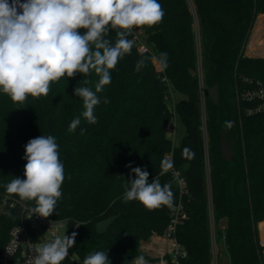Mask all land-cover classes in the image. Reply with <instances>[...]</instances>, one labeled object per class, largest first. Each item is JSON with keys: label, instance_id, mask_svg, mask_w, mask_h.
Returning <instances> with one entry per match:
<instances>
[{"label": "trees", "instance_id": "1", "mask_svg": "<svg viewBox=\"0 0 264 264\" xmlns=\"http://www.w3.org/2000/svg\"><path fill=\"white\" fill-rule=\"evenodd\" d=\"M190 1L195 14L189 0H158L165 12L162 21L142 27L148 52L141 54L133 46L130 54L110 70L111 83L98 93L101 104L95 109L96 124L84 121L83 102L74 94L76 86L95 91L99 77L94 72L62 77L50 84L47 96H29L19 104L0 92V197L16 202L0 212V256L11 229L21 221L22 205L28 209L34 206V201H22L7 193L3 185L13 177L26 178L27 161L23 157L28 141L53 135L64 165L63 195L53 214L41 218L65 222L67 235L77 233L74 247L61 264H72L73 256L83 263L90 253L106 249L111 264H128L139 255L142 242L164 232L180 199L188 215L177 231L178 241L187 252L181 264H212L198 75L201 63L205 90L218 85L220 92L219 105L214 106L205 91L204 108L216 234L219 241L225 237L227 261L222 259L221 264H263L259 224L264 221V114H246L247 105L238 96L258 82L264 84V58L244 54L258 15H264V0ZM106 38L115 43L116 30ZM161 52L168 54L166 68L158 59ZM141 59L144 64L137 69ZM85 79L88 85H84ZM169 89L183 96L175 104V114L185 126L180 147L169 137L174 120L166 99ZM104 98L109 103H103ZM78 116L80 127L86 129L83 135L79 128L68 131ZM227 121L232 122L231 127L226 126ZM223 131L234 148L231 162L221 155ZM185 147L192 149L194 158L182 154ZM169 155L174 166L166 169L162 162ZM128 164L148 171L149 182L158 177L161 185L170 183L172 206L149 210L138 201L124 203V185L128 179H135ZM172 170L185 182L182 196ZM110 217L117 219L105 234H98L96 225ZM32 239L38 242L35 234Z\"/></svg>", "mask_w": 264, "mask_h": 264}, {"label": "clouds", "instance_id": "2", "mask_svg": "<svg viewBox=\"0 0 264 264\" xmlns=\"http://www.w3.org/2000/svg\"><path fill=\"white\" fill-rule=\"evenodd\" d=\"M165 12L158 0H0V92L13 102L23 103L31 97L47 96L50 84L62 77L74 78L77 73L99 79L95 91L88 86L75 87L74 94L81 98L84 121L93 125L95 109L101 104L98 93L111 83L110 70L115 69L125 54H130L134 40L128 39L132 30L159 24ZM84 29L81 33L79 30ZM116 30L113 43L106 36ZM159 62L167 67L168 54L161 52ZM144 60L137 61V69ZM84 85L89 80L83 81ZM103 103H109L107 98ZM81 126V117L74 118L69 132ZM232 126L231 121L226 122ZM59 145L53 135L33 138L25 145V179L13 177L3 185L6 192L22 201H34L29 208L33 215L48 218L56 209L63 193L64 165L59 158ZM183 155L194 158L195 153L185 147ZM170 169L174 162L164 160ZM135 174L124 185L122 201H138L146 209L172 206L174 193L171 184L161 185L158 177L149 182V172L141 167L126 165ZM76 232L55 236L34 248L30 264H61L76 242ZM83 264H111L108 252L90 253ZM131 264H148L143 255L133 258Z\"/></svg>", "mask_w": 264, "mask_h": 264}, {"label": "built area", "instance_id": "3", "mask_svg": "<svg viewBox=\"0 0 264 264\" xmlns=\"http://www.w3.org/2000/svg\"><path fill=\"white\" fill-rule=\"evenodd\" d=\"M261 28L263 31H261ZM264 23L260 26L258 34L255 36L257 39L253 42L248 41L249 48L247 51V45L244 49V54L247 57L264 58ZM145 31L143 28H137L132 30V35L128 38L134 40V45L141 54L148 52V47L144 41ZM160 69V66H158ZM198 75L200 78V95L202 101V114H203V132H204V143H205V153H206V168L209 174V156H208V138L206 132V113H205V88L202 82V67L201 63L198 66ZM246 82L252 83V81L246 79ZM169 103L172 104L170 111L174 114V120L171 126V132L176 130V117L175 114V104L174 92L169 89V93L166 96ZM238 100L247 105L244 109L245 113L248 115H258L264 114V84L261 82L257 83L255 88L250 90H244L238 96ZM166 160H172V156H167ZM175 178L177 179V184L180 190V195L186 193L185 182L179 177L178 173L172 170ZM16 202H12L8 196L0 197V212L4 211L7 207H14ZM27 217H30V212L27 206L22 205V216L21 221L14 226L9 234V240L1 253L0 264H30V261L34 258L35 252L34 248L38 247L39 241L34 242L32 239V234L37 236V232L30 225ZM32 218L45 224L49 231L56 236L55 227L61 225L65 222H47L41 217L33 215ZM188 215L185 211L182 200L174 206L171 214L169 223L162 234L154 233L142 242L139 247V255H143L148 262V264H181L182 261L187 257V252L182 247L177 238V231L181 224L187 220ZM209 220H210V243H211V256L212 264H221L224 256L225 250V237L221 241L218 240L216 234V223L213 214L212 200H209ZM46 222V223H45ZM80 225H75L73 230H78ZM259 244L262 248L263 264H264V221L259 224ZM72 264H77L75 260H71ZM128 264H131L129 262Z\"/></svg>", "mask_w": 264, "mask_h": 264}, {"label": "rangeland", "instance_id": "4", "mask_svg": "<svg viewBox=\"0 0 264 264\" xmlns=\"http://www.w3.org/2000/svg\"><path fill=\"white\" fill-rule=\"evenodd\" d=\"M189 4L191 6V10L192 12L195 14L194 8L192 6L191 1L189 0ZM262 23H264V15L263 14H259L256 20V23L254 25V28L251 31L250 34V38H249V43L253 42L254 40H256L257 38L255 37V33L257 32L258 28L262 25ZM194 30L196 33V39H197V50H198V54L200 55V37H199V31H198V26L197 23L194 25ZM261 31L262 28H261ZM264 35V33H263ZM249 43L247 46V51L249 48ZM155 64L158 66V63L155 62ZM183 96L177 93H174V99L177 102L178 100L182 99ZM169 109L172 108V104L169 103L168 104ZM176 130L174 132H170L169 133V137L173 140V143L176 147H180L182 145L184 136H185V126H184V122L179 118L176 117ZM208 194H209V200H211V185H210V180H209V174H208ZM30 225L33 227V229L35 230V232H37L44 241H50L51 239L54 238V235L49 231L48 227L45 224H42L41 222L37 221L34 218H30L27 217ZM46 223V222H45ZM224 223H221V225H223ZM216 228H218V225L216 226ZM55 232H56V236H63L64 234L67 235V225L66 223H63L61 225H57L55 227ZM40 245V243H39ZM38 245V246H39ZM71 260H75L77 262V264H83L79 258L73 256ZM223 261L225 263V259L223 258Z\"/></svg>", "mask_w": 264, "mask_h": 264}, {"label": "water", "instance_id": "5", "mask_svg": "<svg viewBox=\"0 0 264 264\" xmlns=\"http://www.w3.org/2000/svg\"><path fill=\"white\" fill-rule=\"evenodd\" d=\"M195 75V72L192 73ZM206 92L208 93L210 101L213 103L214 106L219 105L220 101V92H219V86L215 85L213 88H206ZM220 151L222 158L227 161L231 162L233 160L234 156V148L232 144L230 143V140L226 136V132L223 131L221 139H220ZM116 217H110L96 225V230L98 234H105L109 227L112 225V223L116 220ZM37 239L41 243L43 238L37 234Z\"/></svg>", "mask_w": 264, "mask_h": 264}, {"label": "crops", "instance_id": "6", "mask_svg": "<svg viewBox=\"0 0 264 264\" xmlns=\"http://www.w3.org/2000/svg\"><path fill=\"white\" fill-rule=\"evenodd\" d=\"M260 30V27L258 28L257 32L255 33V36L258 34V31Z\"/></svg>", "mask_w": 264, "mask_h": 264}]
</instances>
